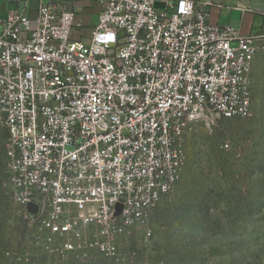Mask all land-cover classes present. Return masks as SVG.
Listing matches in <instances>:
<instances>
[{"label":"built area","instance_id":"obj_1","mask_svg":"<svg viewBox=\"0 0 264 264\" xmlns=\"http://www.w3.org/2000/svg\"><path fill=\"white\" fill-rule=\"evenodd\" d=\"M91 1L86 41L71 37L70 0L3 21L5 188L28 229L17 255L143 264L151 211L175 197L194 125L253 116L260 42L212 23L209 1Z\"/></svg>","mask_w":264,"mask_h":264},{"label":"rangeland","instance_id":"obj_2","mask_svg":"<svg viewBox=\"0 0 264 264\" xmlns=\"http://www.w3.org/2000/svg\"><path fill=\"white\" fill-rule=\"evenodd\" d=\"M251 77L252 117L194 125L175 197L151 211L143 264H264V37ZM7 138L0 124V264H102L18 258L28 229L6 193Z\"/></svg>","mask_w":264,"mask_h":264},{"label":"crops","instance_id":"obj_3","mask_svg":"<svg viewBox=\"0 0 264 264\" xmlns=\"http://www.w3.org/2000/svg\"><path fill=\"white\" fill-rule=\"evenodd\" d=\"M46 2L47 0H43ZM209 1L210 20L219 26L229 25L242 35L264 37V0H197ZM76 12L73 39L88 40L98 21L99 5L91 0H70ZM37 0H0V33L3 21L13 10L36 15Z\"/></svg>","mask_w":264,"mask_h":264},{"label":"water","instance_id":"obj_4","mask_svg":"<svg viewBox=\"0 0 264 264\" xmlns=\"http://www.w3.org/2000/svg\"><path fill=\"white\" fill-rule=\"evenodd\" d=\"M155 7H158V8H163L164 7V3L163 2H160V1H156L154 3Z\"/></svg>","mask_w":264,"mask_h":264}]
</instances>
